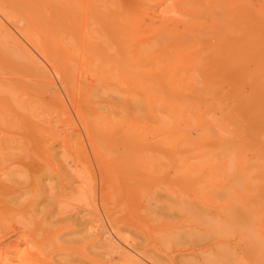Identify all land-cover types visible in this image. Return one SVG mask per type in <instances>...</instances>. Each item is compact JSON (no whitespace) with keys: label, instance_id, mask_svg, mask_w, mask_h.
<instances>
[{"label":"rangeland","instance_id":"obj_1","mask_svg":"<svg viewBox=\"0 0 264 264\" xmlns=\"http://www.w3.org/2000/svg\"><path fill=\"white\" fill-rule=\"evenodd\" d=\"M45 1L37 0L41 6L34 12L27 6L13 12L10 8V18L21 30L11 28L18 43L0 52V238L6 237L3 243L16 241L0 252V264H58L47 252L41 258L35 252L48 251L57 235L67 241L90 236L88 229L83 236L71 233L64 218L82 205L78 194L66 188L68 179L83 177V171L86 180L94 174L98 181V227L112 232L119 243L150 234L155 237L152 242L170 250L223 237L239 251L242 245L250 252L244 248L246 242L257 244L258 263L253 254L244 253L246 258L241 252L237 264H264V91L251 88L257 78L264 88V0H240L246 63L258 65V71L246 68L247 77L240 84L230 82L224 89L230 96L218 103L206 92L214 89L208 81L206 86L174 84L178 98L164 97L161 85L147 86L149 93L144 94L142 86L115 83L105 96H94L67 70V19L56 16L65 0ZM129 1L136 6L139 0ZM226 2L232 24L239 0ZM125 11L128 20L131 13ZM3 17L0 10V21ZM89 22L95 20H86V28ZM191 52L185 48L187 58L181 55L168 68H188ZM75 64L71 69L77 74ZM145 69L150 67L136 71ZM64 163L71 166L65 168ZM49 170L61 182L48 179ZM20 193L25 199L18 207L10 206ZM55 209L57 226L52 225ZM238 233L245 239L237 238ZM239 239L242 244L237 245ZM80 240L61 242V256L69 261L80 253L82 262L96 257L101 264L109 259L105 246L97 248V255L87 248L91 236Z\"/></svg>","mask_w":264,"mask_h":264},{"label":"bare ground","instance_id":"obj_2","mask_svg":"<svg viewBox=\"0 0 264 264\" xmlns=\"http://www.w3.org/2000/svg\"><path fill=\"white\" fill-rule=\"evenodd\" d=\"M139 1L136 3L137 5L134 6L132 3L130 4L129 0H65V8L63 11L56 13V16L63 15V17L67 19L66 31L68 45L65 54L68 73L78 83L90 87V91L94 96H105L108 91L111 90V87L113 88V83H115V86L119 84H125L126 86H142L144 87L143 90L146 91L144 94L149 93V87L147 86L161 85V87L165 86V89L162 87L164 97L169 96L170 98H178L180 94H178L177 91L175 92L176 89L174 84L183 82L187 83L189 86H199V83L205 85L207 84L205 82L208 81V84H211L214 89L210 87V90L206 92L212 95V98H215L218 103L217 99H226V94L230 96V94L227 93L228 91H224L226 86H229L230 82L240 84L245 76L247 77L246 74L248 73L246 72L258 67V65L251 67L246 63L242 36V33L245 31V24L243 23L244 12L243 4L240 0L234 4L236 11H234V13L231 12L234 17L232 24L227 19V16L229 17L230 15L228 10V7L230 6H228L226 0H170V3L166 2V0H145L142 3ZM180 3L184 4L180 5ZM38 6L41 5H38L37 0H0V10L4 15L3 20L0 21L1 53H5L8 48H12L13 44L18 43L16 37L11 32V28H15L17 31L21 30V27H18L11 20L10 12H13L14 9L18 10V8L21 9L25 7L27 11L34 12V10L37 11ZM77 7H79L78 10ZM237 7H239L238 10ZM126 9L131 13L129 16L126 15L129 19L132 15L131 22L129 19H124ZM183 9L184 13L182 14ZM48 13H46L47 16ZM56 16L55 18H57ZM92 19L95 20V22L87 23L86 28V20L93 21ZM230 28L233 29V36L230 35ZM142 31L145 33L142 34ZM133 32H137L138 34L136 33L137 35H134ZM185 48H191L192 50L189 57L188 68L179 70L174 69L171 71L168 67L172 68L176 61L178 63V61L182 59V52ZM183 58L185 59L187 57L183 56ZM74 64H78V69L76 71L78 72L77 74L71 69ZM145 67H150V69L153 67L155 68V71L153 72L150 69L149 71L147 69L140 70L139 72L136 71V69ZM246 68L248 71H245ZM82 72L83 75L80 77ZM259 73L263 76L262 71L257 74ZM107 78L110 79V82L107 81ZM261 81L260 79L258 80V78L255 79L251 84V88L256 91H264ZM192 91L194 92V90ZM201 95H203L202 97H205L206 93L203 92ZM244 100H248V98H244ZM245 104L247 103L245 102ZM254 125L255 123H252V128ZM34 152L36 153V151ZM48 152H50V150ZM54 153L55 151L53 154ZM67 164H65V168L71 166ZM97 164L98 169L99 162ZM81 167L78 168L79 171H83ZM73 169L77 170L75 168ZM54 170L57 172L56 169ZM56 172L49 170V173L45 174H48V179L51 180L56 177L54 175ZM72 172H70V174H72ZM83 172V177L80 175H77L76 177L74 175L75 178L73 177V180H71V178H67L68 182L66 180L68 188H65L68 190L70 189V192L68 191V193L72 195L78 194L79 203L81 200L82 203L80 204L82 205L79 204L80 206H78L77 204L78 207L74 205L76 207L74 212L70 211L66 213L64 218L67 219V226L69 225L68 227L71 233L79 232L81 234L82 231L84 232V229L90 230L91 240L90 243H88L89 245L87 244L88 247L85 246L89 249L96 250L93 251L95 252V255L99 253L97 252L99 246L102 247L103 245L107 248L105 249L107 255L110 257L108 260L105 259L107 261H104V264H113L118 261L121 262L120 264H237V260L235 259L238 257L236 258V255H241L240 257H242V254L244 255V253L253 254L254 258H257L258 263L259 253L256 243H248L245 241L244 248H248L250 252L242 250V245L240 246L241 250L239 251L236 248L237 246H232L231 243L223 237L213 238L200 244L182 245L178 249L170 248V250L168 248V250L163 249L152 242L155 237L153 236L154 238H151L152 236L150 234L145 235L142 239L134 237V239L131 240L127 239L124 243H122L123 241L119 243L115 240L114 236H112V232H108V230H106V232L105 229L104 231L99 229V190L96 184L98 181L95 182V178L92 177L94 174L86 180L85 178L87 175L85 176V171ZM63 173H66L65 170ZM88 173L90 174V172ZM74 174L77 173L74 172ZM82 178L85 179V182ZM58 181L57 178V182ZM62 188L64 191L65 188ZM39 194H41V191H39ZM64 194H66L65 191ZM21 195L23 194L20 193L17 195L16 199L11 198L12 201L9 203L10 206L18 207L17 205L22 202L21 200L25 199H22ZM78 200L76 201L78 202ZM174 200H176V198ZM6 202L8 203L9 201ZM154 203L155 207L158 209L159 205L156 204L159 203V199L154 201ZM55 211L56 212L53 214V226L59 219V210L55 209ZM154 212H156L155 209ZM88 213L91 215L89 217H84V215ZM56 214L57 216H55ZM130 218H132V216ZM136 222L137 221L134 223L137 226L138 222ZM112 223L115 222L112 221ZM55 226H57V224ZM115 226L113 225L112 227L115 228ZM64 228L63 232H60V234H64ZM88 230L85 231V233L87 232L86 234L89 233ZM111 230L113 231L114 229L111 228ZM117 230L114 231L116 232ZM182 230L185 229L182 228ZM66 231L68 230L66 229ZM85 233H83L82 236ZM236 235L237 238H241L242 240L245 239L242 237V233ZM90 236L88 235L87 237L90 238ZM64 237L57 235L55 237V240L57 241L53 243L55 245L51 246V248L49 247L50 249L48 248V251H45V249L41 247L44 251L38 250L39 252H35V254L38 253L36 256L41 258L42 256H45L47 252V258L49 257L50 260L53 259L59 263L61 260L64 264H101L100 260L96 257H93L89 261L82 262L80 257H78L80 253L78 256L72 254L75 257L72 256V259L69 258V261L64 255L61 256V254H64V251L63 253H60L62 251L61 242L64 243L65 240L67 243L79 242L80 238L82 240L87 238L83 239V237L80 236L79 240L67 241V238L65 237V239ZM5 239L6 237L0 238V252L7 248L8 245L16 242L14 239V241H11L10 243H3ZM238 243L239 244H235H242L241 240L238 241ZM86 247L85 249H87ZM66 252L65 254H68L69 256V251L68 253ZM233 254L235 255L233 256V259H231L232 257L229 259L227 258L228 255L230 256ZM244 257H246V255H244ZM32 258L33 257L30 259ZM26 261L28 262L27 259ZM238 262L240 261L238 260ZM243 263L245 262L243 261ZM53 264L55 263L53 262ZM248 264L250 263L248 262Z\"/></svg>","mask_w":264,"mask_h":264}]
</instances>
